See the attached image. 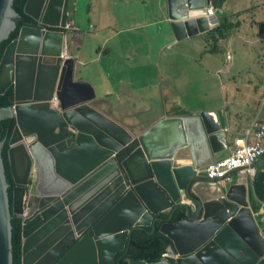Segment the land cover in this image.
Returning a JSON list of instances; mask_svg holds the SVG:
<instances>
[{"label": "water", "instance_id": "95a60500", "mask_svg": "<svg viewBox=\"0 0 264 264\" xmlns=\"http://www.w3.org/2000/svg\"><path fill=\"white\" fill-rule=\"evenodd\" d=\"M12 1L0 0V44L17 28L16 19L19 16L12 7ZM44 3L43 0H28L25 11L45 24L64 26L68 0H65L63 15H61L63 0H50L49 9L42 17L41 12L39 14L38 11L30 10L31 4ZM57 3L60 8L58 14H55L52 8ZM204 4L205 0H188L189 9ZM173 5L175 0H170V6ZM197 22L201 30L207 27L205 19L199 18ZM171 25L178 39L198 31L194 21L173 22ZM27 32L35 33L37 37L25 38ZM42 34L39 28L24 26L20 39L14 40L6 49L0 64V74L5 68V63L12 61V53L16 47L19 53L38 54ZM54 38H58V46L55 48L44 46L42 54L61 53L63 33H44V41ZM36 59L42 60L33 56L34 61L31 62L33 67L29 72L32 77ZM60 64L61 58H58L54 72L47 75L39 74L40 85L35 91L33 101L52 98ZM66 64L68 67H64L58 92L61 107L64 109L60 112L51 108L48 102L22 104L31 99V96L19 92L20 71H25V62L22 59L16 63L15 95L10 99L17 102L18 125L10 140L13 146L7 150L13 181L11 200L8 189L10 183L6 178L1 154L3 144L0 140V264H13L11 216L21 215L24 211L23 197L26 186L30 183L29 176L33 165L37 170L34 183L37 184L40 179L38 159L28 153V149L35 141L44 146L53 157L56 174L48 179V190H42L34 185L37 193L53 192L61 188L62 177L71 182H80L78 186L64 194L63 199L53 196L41 198L38 210L23 219L22 264H120L121 258L127 255L133 230L137 227H151V232H154L155 221L162 218L158 216L152 219L153 215L146 213L145 207L153 213L169 211L170 219L179 207H185L190 217L191 209L196 210L193 207L195 202L196 218L202 210L205 211L202 220L163 222L160 225V230L172 240L173 246L180 254L190 253L205 244L195 255L178 260L174 255L175 251L170 248V256L166 261L149 262L145 259L130 258L127 264H179V261L182 264H237L228 258L224 251L217 250L218 245L226 241L245 250V256L237 251H229L241 264H264V240L250 211L244 208L239 210L238 206L247 205L245 187L243 185L230 187L227 198L235 203L225 198L205 202L223 193L220 185L207 179L205 170V166L223 149L221 138L227 123L222 109L204 110L198 116L192 114L166 116L149 125L144 132L136 134L137 145L129 153L128 158L122 163L110 162L111 166L118 165V169L125 174L127 183H131L133 188L124 195L126 185L122 184L123 177L119 176L113 185L103 191L99 190V195L94 199H87L83 208L74 206L75 199L100 180L103 173L100 169L106 165L107 158L134 139V136L117 121L88 106L67 109L71 105L92 99L95 93L86 82H72L73 60H67ZM12 80L13 75L10 77V81ZM85 111L92 112L93 117L87 115ZM7 113H9L7 108H0V117ZM195 123L201 128L203 136L209 134L212 153L202 155L197 151H187L186 147L189 144L187 132L189 137L193 136ZM70 131L75 133L73 141L68 137ZM157 158L164 160H154ZM186 160H190V163L180 162ZM92 170L94 171L91 172ZM240 188L241 195L232 194L234 189ZM187 200L192 206L188 205ZM108 208L110 209L107 211ZM207 208L211 209L210 213L207 212ZM88 212L89 215L86 217ZM72 224L78 233L86 227L91 229L74 243ZM231 225L243 232L246 236L244 242L235 236ZM119 252L122 254L116 258ZM202 255H206V258H202Z\"/></svg>", "mask_w": 264, "mask_h": 264}, {"label": "clouds", "instance_id": "9594fccd", "mask_svg": "<svg viewBox=\"0 0 264 264\" xmlns=\"http://www.w3.org/2000/svg\"><path fill=\"white\" fill-rule=\"evenodd\" d=\"M43 1L45 2L44 5L43 4L42 5L41 4H31V6H30L31 11H33V12L38 11L39 14L41 12L40 17H42L43 14H45L47 12V10L49 9L50 0H43ZM229 1L230 0H225V2L219 6V5L214 4L213 0H210V1L205 0V4L203 6H199V7L193 8V9H189L188 0H175V5H173L172 7L170 6V0H163V3H164L163 15L159 16V20L156 23L150 24L147 27V29H145L144 31L141 32V34L146 37L145 42L149 45V49H150V51L148 52L149 58L154 57V60H150V63L152 61H154V66H155L156 71L164 74L165 73V66L173 67L175 65V62H174L175 60L169 59L168 62H166V57H168V58L179 57L180 60L183 57H180L178 55L158 57V56L154 55V47L151 44H149V42H148V38H149V32L148 31L152 26H160L161 29H163L165 33H170L172 35V37L175 38L176 41H186L187 39H189L190 37H193L195 35H201V34L208 33L217 41V43H216L217 49H215L214 51H211V50H208L207 48H205L204 49L205 57L212 56L215 58L226 59V60L231 59V53L228 51V47H227L228 42L230 41L232 36L235 34V32L243 25V22L246 21L248 24L254 26V29H255L254 37L256 39L264 40V7L258 8L256 6H254L253 4L250 5L246 9V11H247L246 19H244V18H241V14H239L238 12L237 13L233 12L232 9L228 8ZM27 2H28V0H26V3H25L24 8H23L24 14L27 16V19H26L25 23L19 28L17 36L12 38L8 42V44L5 46L3 53H2V56L0 58V64H1L7 47L14 40L20 39V36H21V33H22L24 26L39 28L42 30L43 34H42V40H41L39 53L38 54L19 53L17 51V47H16L12 53V61H7L5 63V68L3 69V71L0 74V90H1L0 95L6 94L9 91H11V93L9 95V101L11 104L9 106L0 107V108H7L9 113L5 114L3 117H0V120L5 119V118H9V117L14 118V120H15L13 130L9 136V139H8L9 148L11 146H13V144L10 143V140L14 134L16 126L18 125L17 110H16L17 102L15 100L12 101L10 99V97L12 95H15L16 63H17V61H22V59L25 62V71L24 72L20 71L21 89L19 92L25 94L26 96H29V95L31 96L30 97L31 99H27V101L23 102L22 104H24V105L40 104V103L48 102L50 104L51 108H54L56 110H59L60 112H63L64 109H62V107H61V98L58 94L59 86H60L62 74L64 71V67L65 66L68 67V65L66 64V61L67 60H73L72 82H74V83L75 82H86V83L90 84L94 90L95 96L92 99L71 105L67 109H75V108L81 107V106H88L89 108L97 111L98 113H103L106 116H108L109 118L117 121L115 118H112L111 116L106 114L104 111H102L96 107V105H98L100 102L106 100L107 98L105 97L104 100H99L100 95L98 94V90H97L96 86L90 80H88L87 77L89 76L90 72H94V71L96 72V67L98 65H101L104 68V74H105V77H107V78H110L111 74H114L115 72H120L122 74L125 72H128L129 71L128 66L121 60L119 62V56H122L124 53L133 50L138 45L135 47L132 46L130 48L123 47V46L122 47H115L113 44V40H110L108 38L106 40L104 39V40L98 41L97 44L89 43L87 36L89 34L93 33V30H88L89 33H87V35L79 37V29H77V28L76 29H69L67 27L62 26L61 24H59V25L45 24V23L41 22V20L35 19L34 17H32L29 13H27L25 11V7H26ZM13 4H14V0L12 1V7H13L14 11L17 13V15L19 16V13L14 8ZM64 4H65V0H63V4L61 7V15H63ZM76 4H77L76 0H68L67 17L71 13V10L74 9ZM59 8H60V5L57 3V4H55V6H53L52 11L55 12V14L56 13L58 14ZM70 8H71V10H70ZM69 11H70V13H69ZM224 17L227 19V24L224 26V28L223 27L221 28V30L224 32V35L221 36L219 34V32L217 31V28L221 26V21ZM199 18L205 19V24L207 27L204 30H201L199 27V24L197 22V20ZM186 21H194V24L197 27L198 31L192 35H188L186 37L178 39L176 37V34H175L171 24L173 22L185 23ZM45 32L63 33L62 48H61V53L59 55L42 54L41 53L42 47L52 46V48H55L59 44L58 38L47 39L44 41L43 37H44ZM115 32L117 34H121L122 36L134 34V33H137V34L140 33V31L136 30L135 27L127 28V29H118V30H115ZM10 35L11 34L6 36L3 39V41L8 39L10 37ZM31 37H37V35L35 33H32V32H27L25 34V38H31ZM86 42L88 43L89 48L91 47V53L88 55L87 53H85V51L79 50V57H77V55H74L73 44L77 43V44H79V47H80V46H84ZM109 43H112V49H110L109 51L103 50L102 47L100 46V44H103V46L106 47V46H108ZM221 47L224 50V56H218V52H219V50H221L220 49ZM105 53L108 54L106 58H104ZM18 56H20V57H18ZM33 56H37V58H42V60H38V59L35 60L34 75L32 77L29 75V72H30V68L33 67V63H31L34 61ZM58 58H61V64H60L58 76L56 79V84L54 87L52 98L47 99V100L33 101L35 91H36L37 87L40 85L39 74L47 75L50 72H54V70H55L54 67L56 66ZM83 61L85 62L83 66L86 69V71L82 76L79 77V79L75 80L74 79L75 68H76L78 63L81 64ZM123 66H124V70H123ZM12 75H13V80L10 81V77ZM260 79L264 83V77H261ZM73 95H75V94H73ZM201 95L210 96V94L191 95L192 98L189 99L188 101H185V99H181L179 96H177L175 98L180 103L181 102H190V101L197 99V96H201ZM211 99L214 100L215 97H211ZM207 101H209V100H207ZM165 105H166V101H163V107ZM67 109H65V110H67ZM218 109H222V108H218ZM218 109H216V110H218ZM204 110L216 111V110L203 109V110L198 111L195 116H198L200 114V112L204 111ZM85 112L87 115L93 117L92 112H90V111H85ZM223 112H224V110H223ZM191 114H192L191 112H188L186 110H181V114H173V115H191ZM142 115H143V112H137V113L133 114V117H136L138 120H140L142 118ZM225 119H226V117H225ZM117 122L120 123L119 121H117ZM226 123H227V120H226ZM120 124L123 125L131 134H133L134 139H131L126 145H123L119 150H115L114 153L107 158V160L105 161L107 163L104 162L106 165L100 169V171L103 172L100 180L94 186L89 187L80 196H78L74 201V206H78L80 208H83L86 205L85 202L87 199H94L97 195H99V190L103 191L108 186L113 185L114 180L119 176L123 177L122 184L126 185L124 195L130 189L133 188V185L131 183L130 184L127 183V181L125 179V174L121 170L118 169L119 168L118 165L111 166L110 162L113 161L116 164L118 162L122 163L123 160L128 158L129 153L137 145V141L135 139L136 134H140V133L144 132L145 129L141 132H135V131L127 128L124 124H122V123H120ZM262 126H264V117L262 115H261V119L254 117L247 126L241 128L242 131H240L241 129L238 130L236 136L234 137V139L232 141L231 149L233 148L234 140L237 137L238 138H244L246 133L249 130L259 131V130H261ZM70 128H72V127H69V129ZM202 131H203V129H202ZM226 131H227V127L224 130V134L221 138V142L223 144V149L220 150L219 153L216 154V157L212 162H210L207 166H205V170L207 172V179L208 180L215 182L217 185H220V186L222 184H224V186H221L223 193L214 199L205 200V202H209L211 200L220 201L222 198H225L227 201L235 203L233 200H230L227 198V193H228V191L232 185H243L245 187L247 205L239 204L238 205L239 210L244 208V209H247L250 211V213L254 219V222H255L258 230H259V234H260L261 238L264 240V231H263L264 230V201L259 198V196L256 194L255 188H254V179H255L257 172L260 170L264 171V153L262 155H260L259 160H257L254 163L253 173H250L247 171L238 172L237 170H231L229 172H226L225 175L222 177H210L209 176V173H208L209 166L211 164L219 161L221 158L226 157L230 154L231 149L229 150V144L226 142V137H225ZM188 135L189 134L187 132V137H188ZM199 138L201 139V142L203 143V146L200 147L202 149V151L205 152V154L206 153L209 154V152L212 153V147H211V143L209 140V134H205L203 136V133H201ZM261 139H262V143L264 144V136H262ZM188 141H189V144L186 147L187 151L191 152L193 150V151L199 152L198 150H196L194 148H190V143L195 144V139H193V136H191V138H188ZM1 143L3 144L2 151H1V154H2L3 147H4V141L1 140ZM126 150H128V152L121 155ZM225 151H227L228 154H226L222 157H217L220 153L225 152ZM28 153L31 157H37V159H38V162L40 165V166H38L39 172H40V179H39V182L37 184L34 183V181L37 178V170H36L35 165H33L32 171H31L30 176H29L30 183L26 186V191H25L24 197H23V210L24 211L21 215L12 214V216H11V218L13 217V215L18 216L22 219V221L25 217L33 215L34 212L36 210H38L39 202H40L41 198L53 196L55 198L63 199L64 194H66L69 190L73 189L75 186H78L79 182H80V181L71 182V181H68L62 177V187L61 188H58L57 190H55L53 192H45L44 191L41 193H37L35 188H34V185L37 186V188H40L42 190H48V187H47L48 179L50 178L51 175H53V174L56 175L55 174V168H54L55 163H54V159L51 156V154L49 153V151L37 141H35L33 143V146L30 149H28ZM157 156H159V155H157ZM154 160H164V158H157ZM3 162H4V160H3ZM180 162L182 164H186V163H190V160L180 161ZM50 166L53 168L52 174L48 172V168ZM4 167H5V164H4ZM9 169H10V167H9ZM94 170H92L91 172H93ZM5 173H6V171H5ZM10 174H11V171H10ZM43 175H46V178H43L42 177ZM6 178H7V174H6ZM7 181H8V178H7ZM11 181H12V177H11ZM9 183H10V185H9V188H10L11 185H13V181L9 182ZM117 185H120V184H117ZM56 187H57V185H56ZM241 193H242V189L240 188V189H234L232 194H238V195L240 194L241 195ZM233 198H235V197H233ZM189 202L190 201L187 200L188 205L192 206L191 203H189ZM193 207H195L196 210L193 211L191 209L190 217L187 214V209L185 207H179L177 210H179L180 208L186 209V218H184L178 222H181L183 220H189V221H193V222L202 220L203 215H204L203 214L204 211L202 210L201 213L199 214V216L196 218V216H197V203L196 202L194 203ZM110 208H108L107 211ZM66 209L68 210V206H66ZM89 212L86 213V215H85L86 217L89 215ZM145 212L153 215L152 219H155L158 216L161 217V214H163L165 212L169 213V215L166 217V219H168L170 217L169 211L161 210L158 213H153L147 207H145ZM140 218H142V216ZM170 219L164 220V218L162 217V218L157 219L155 221V224H157V221H159V220H161L163 222H169V223H178V222H171ZM138 228L139 227H137L136 229H138ZM72 229H73L74 235H75L74 243H76L91 228L86 227L81 233H78L75 230L74 225H73ZM136 229H134L133 232ZM144 229H150V232L152 230L151 227L144 228ZM231 229H232V232L235 234V236L240 241H242V242L245 241L246 236L243 234L242 231L238 230L237 228L233 227L232 225H231ZM155 230H156V228H155ZM159 230H160V227H159ZM133 232H132V236H133ZM151 233H153V232H151ZM129 245H130V243H129ZM204 245H202L201 247H203ZM201 247L197 248L195 251H192L190 253L180 254L178 252V250L175 248V246H173V242L171 240V245L168 246V248L163 253L169 252L170 248H172L175 251L174 254H178L181 258H186V257H190V256L195 255V253L199 249H201ZM217 250L224 251L225 254L228 256V258H230L233 262H235L237 264H241V263L239 262V260L235 256L230 254L229 251H233V252L237 251L242 256H245V250L241 246H236V244L231 243L229 241H226L224 244H219L217 247ZM118 256H119V253L117 254L116 258ZM202 258H206V255H202Z\"/></svg>", "mask_w": 264, "mask_h": 264}, {"label": "crops", "instance_id": "0c3cea01", "mask_svg": "<svg viewBox=\"0 0 264 264\" xmlns=\"http://www.w3.org/2000/svg\"><path fill=\"white\" fill-rule=\"evenodd\" d=\"M76 1L77 3L79 2V0ZM105 3L110 5V21L100 29L93 30V33L87 36L88 42L97 44L98 41L106 40L108 38L113 40L115 47L123 46L130 48L132 46H138L133 50L124 53L122 56H119V62L121 60L128 66V72L123 74L115 72L114 74H111L110 78H107L104 74V68L101 65H98L96 67V72H90L87 79L96 86L98 94L100 95L99 100H104L105 97L107 98L96 105L97 108L104 111L112 118H115L130 130L141 132L146 128L143 125V122L159 107H163V101H166L167 104L170 99H174L176 102L180 103L175 98L177 96L171 95L166 99L164 98L168 87L163 86L159 79V76L161 75L168 80L172 75L173 68L180 61V58L166 57V62H168L169 59H172L175 60V65L173 67L165 66L164 74L157 72L154 66V61L151 62L152 64L150 63V60H154V57L149 58L148 56L150 49L149 45L145 42L146 37L141 34V32L147 29L150 24L156 23L159 20L160 15H163V0H104L101 6L104 7ZM252 4L258 8H263L264 0H230L228 8L232 9L233 12H238L241 14V18L246 19V9ZM86 10H88V8H86ZM84 22L87 26L88 21L85 19ZM94 23L100 24L101 22L100 20H94ZM133 27H135L136 30H139L140 33L122 36L115 32V30L118 29ZM254 31L255 29L253 25L248 24L246 21L243 22V25L235 32L228 42L227 47L228 49L235 47V51L240 53L243 51V45L247 44V41L251 43L247 52H250L253 47L259 46L262 49V54L248 67V70L253 71V76H256L259 72L260 63L264 58V40L256 39L254 37ZM107 33H110L109 37L106 36ZM138 47H143L144 51L141 52L140 55L135 56L134 52ZM207 58L213 59L215 57L209 56ZM262 85L264 86L263 82ZM200 94L211 93L199 89L192 93V95ZM175 108L176 107H173L172 109L174 110ZM219 108L221 107L219 106ZM203 109L216 110L218 107L201 106L198 108V111ZM137 112H143L140 120L133 117V114ZM196 113L192 114L195 116ZM224 114L227 120L225 137L230 150L232 141L238 130L244 127V122L243 120L238 119V125L234 126L229 121V116H232L231 112H224ZM119 115L121 117H119ZM157 121H154L153 123ZM193 128V139H195V144L190 143V148H194L202 155H205V152L200 148L203 146V143L199 138L201 135V128L197 123L194 124ZM240 131H242V129ZM188 138H191V136L189 137L188 135ZM225 152L220 153L217 157L226 155ZM221 186H224V184ZM207 212L210 213L211 209L207 208ZM204 213L205 211L203 214Z\"/></svg>", "mask_w": 264, "mask_h": 264}, {"label": "rangeland", "instance_id": "374dc122", "mask_svg": "<svg viewBox=\"0 0 264 264\" xmlns=\"http://www.w3.org/2000/svg\"><path fill=\"white\" fill-rule=\"evenodd\" d=\"M103 1L79 0L74 9L71 10L70 8L71 13L66 18L64 27L79 29V37L87 35L88 30L100 29L110 21V5L105 3L102 7ZM85 19L88 21L87 26L84 22ZM94 20H100L101 23L95 24ZM148 32V42L154 47V55L158 57L173 55L183 57L173 68L168 82L178 83L184 87H197V89L211 94L210 96H197V99L190 102L178 103L174 99H170L164 107H159L143 122L145 127L163 117L180 114L174 112L173 107H176L177 111L186 110L196 113L201 106L218 108L220 106L224 112H231L232 116H229V121L234 126L238 125V119L243 120L244 127L254 117L261 119V114L264 113V99L252 91L250 81H254V73L248 70V67L262 54V49L259 46H255L250 52H247L248 47L251 45L247 41L240 53L235 51V47L228 49L231 53V59L229 60L210 59L205 57L204 49L214 51L217 49V41L208 33L195 35L186 41H176L170 33H165L160 26H152ZM106 36L109 37L110 33H107ZM100 46L106 51L112 49V43H109L106 47L103 44H100ZM220 49L218 56H224L223 48ZM79 50L85 51L88 55L91 53V47L89 48L87 42L80 47L79 44L74 43L73 52L77 57H79ZM107 55L105 53L104 58ZM84 61L81 64L78 63L75 68V80L79 79L86 71L83 66ZM168 91L170 89L166 92ZM179 97L185 99V101L192 98L191 95L186 94H181ZM211 97H215V99L212 100ZM119 117L121 116L119 115ZM74 136L75 133L70 131L68 137L72 140ZM42 177L46 178V175Z\"/></svg>", "mask_w": 264, "mask_h": 264}, {"label": "trees", "instance_id": "16d2710c", "mask_svg": "<svg viewBox=\"0 0 264 264\" xmlns=\"http://www.w3.org/2000/svg\"><path fill=\"white\" fill-rule=\"evenodd\" d=\"M214 4L222 5L225 0H213ZM26 0H14V8L19 13V17L16 19L17 28L11 33L10 37L0 44V58L2 56L3 50L8 42L17 36L19 28L25 23L27 16L24 14L23 8ZM227 24V19L224 17L221 21V26L217 28V31L221 36L224 32L221 28ZM144 51L143 47H138L134 52L135 56L141 54ZM264 76V58L260 63L259 72L256 76H253L254 81H250L252 91L255 92L260 98L264 99V86L262 85V80L260 79ZM197 77V76H196ZM159 79L163 86H167L170 91L165 93L164 98L166 99L169 94L173 96H180L181 94L192 95L193 92L197 90V87H184L180 84L170 83L163 76H159ZM11 91L6 94L0 95V107L9 106L11 103L9 101V95ZM174 112L181 114V110L177 111L176 108ZM264 117V113L261 114ZM15 120L12 117L0 120V140L4 141L3 147V160L5 164V171L9 182L11 181V174L9 169V162L7 159V150L9 148L8 139L13 130ZM128 150L123 152L121 155L127 153ZM225 154H228L226 151ZM254 188L256 194L260 199L264 201V171H258L254 179ZM10 200H11V187L9 188ZM169 215L168 212L161 214L164 220ZM186 218V209L180 208L174 213V216L170 219L171 222H178ZM12 245H13V264H22L21 254H22V219L18 216L13 215L12 220ZM163 221L159 220L156 224L155 232L151 233L150 229L138 228L133 232L132 239L129 245V252L126 257L121 260V264H126V258H137L145 259L147 261H157L160 255L165 252L168 246L171 245L170 238L159 230L160 225Z\"/></svg>", "mask_w": 264, "mask_h": 264}, {"label": "built area", "instance_id": "2783aa9c", "mask_svg": "<svg viewBox=\"0 0 264 264\" xmlns=\"http://www.w3.org/2000/svg\"><path fill=\"white\" fill-rule=\"evenodd\" d=\"M262 136H264V126L259 131L249 130L244 138L237 137L230 154L209 166V176L222 177L231 170L253 173L254 163L264 153Z\"/></svg>", "mask_w": 264, "mask_h": 264}, {"label": "flooded vegetation", "instance_id": "af4514ba", "mask_svg": "<svg viewBox=\"0 0 264 264\" xmlns=\"http://www.w3.org/2000/svg\"><path fill=\"white\" fill-rule=\"evenodd\" d=\"M88 156H90V154H88ZM48 172L49 173H53V168L50 166L49 168H48ZM128 252H129V247H128V251H127V254H128ZM122 254V252H119V256ZM175 255V257H177L178 258V260H180V256L178 255V254H174ZM118 256V257H119ZM127 255H125V256H123L122 258H121V260L124 258V257H126ZM170 256V252H167V253H162L161 255H160V257L158 258V260H157V262H160V261H166V259L168 258ZM117 257V258H118ZM128 259H130L129 257H127L126 258V264H127V260ZM121 260H120V264H121ZM147 261V260H146ZM149 262H156V261H149ZM179 264H182V262L181 261H179Z\"/></svg>", "mask_w": 264, "mask_h": 264}]
</instances>
